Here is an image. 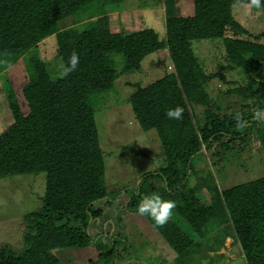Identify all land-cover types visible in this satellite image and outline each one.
<instances>
[{"label":"trees","instance_id":"obj_1","mask_svg":"<svg viewBox=\"0 0 264 264\" xmlns=\"http://www.w3.org/2000/svg\"><path fill=\"white\" fill-rule=\"evenodd\" d=\"M123 1L0 0V81L13 114L0 133V177L45 172L47 181L41 209L25 216L22 247L1 244L0 264H58L57 249L89 246L100 252L98 264H115L122 239L108 244L106 234L94 236L90 229L102 213L95 203L111 198L89 97L112 88L121 74L141 69L143 59L161 49L168 50L174 71L147 86L137 84L129 101L141 129H156L165 165L142 176L125 207L137 211L149 194L175 202L162 226L145 215L176 251V264H214L212 252L223 254L229 238L247 264H264V175L220 190L211 174L195 168L198 155L214 142L222 137L225 142L247 140L264 121L219 116L210 109L203 121L194 111V104L210 105L205 84L210 75L194 50L196 39L223 38L227 58L247 73V83L237 91L264 101V31L251 37L232 11L234 3L252 5L251 0H193L189 16L177 15L168 0L164 38L149 27L113 31L109 13ZM51 35L57 40L58 72L39 48ZM73 51L79 54L78 67L62 74ZM117 55L122 56L121 68L116 67ZM20 59L28 76L23 89L27 113L6 73ZM177 105L184 109L182 118L168 119L166 110ZM257 133L264 144V128ZM192 175L198 182L186 192ZM201 187L211 194L209 204L196 193Z\"/></svg>","mask_w":264,"mask_h":264},{"label":"rangeland","instance_id":"obj_2","mask_svg":"<svg viewBox=\"0 0 264 264\" xmlns=\"http://www.w3.org/2000/svg\"><path fill=\"white\" fill-rule=\"evenodd\" d=\"M172 1L177 15L189 16L194 13L193 0ZM167 6L168 0H124L112 11L109 19L113 29L124 28L128 13L133 10L134 15H141L143 28H152L164 38ZM232 11L236 19L249 30L251 37L264 31V7L257 9L250 4L234 3ZM261 39L264 41V38ZM193 47L206 74L210 75L205 81L210 93V105L194 104L195 113L203 121L206 109L219 116L236 114L257 119L264 117V101L245 97L237 91L247 83V73L227 58L223 38L196 39ZM39 48L49 67L58 72L60 64L56 58V36L51 35L41 41ZM161 52L158 58L162 60L153 59L156 53L147 55L142 61L141 69L121 74L112 88L92 93L89 97L105 158V186L111 198V201L103 199L95 203L94 208L100 209L102 213L91 223L90 229L94 236L106 234L108 244L113 239H122L118 244L115 264H176V251L146 215L125 207L132 189L137 187L142 176L165 165L156 129H141L129 101L137 84L147 86L161 78L167 69L174 71L168 50ZM115 62L116 67L121 68L122 56L117 55ZM6 73L21 110L27 113L29 106L23 89L28 76L23 60L10 66ZM12 121L13 114L0 81V133ZM260 127L264 128V121L255 125L247 140L225 142L227 139L222 137L214 142L198 155L195 168L200 169L204 176L211 174L220 190L263 176L264 144L257 133ZM196 182L198 177L192 175L187 182L186 192ZM46 184L45 172L0 177V245L8 243L16 249L22 247V243L18 242L22 240L25 216L41 209ZM196 193L206 204L211 202V194L205 187H201ZM240 252L238 244L229 238L226 246L220 250L223 254L212 252V261L214 264H247ZM99 253L95 246L60 248L55 251L60 259L58 264H98V261H102ZM218 254L220 259L216 256ZM203 262L208 263L209 259L205 258Z\"/></svg>","mask_w":264,"mask_h":264},{"label":"clouds","instance_id":"obj_3","mask_svg":"<svg viewBox=\"0 0 264 264\" xmlns=\"http://www.w3.org/2000/svg\"><path fill=\"white\" fill-rule=\"evenodd\" d=\"M251 4L257 9H260L264 0H251ZM79 64V54L73 51L71 56L68 58L67 66L63 67V73L67 74L75 71ZM184 112L183 107L177 105L176 107L168 108L166 110V116L168 119L179 120L182 118ZM175 207V202L172 200H165L159 194L146 195L137 206L139 214H147L150 216L157 225H164L170 216L172 215V209Z\"/></svg>","mask_w":264,"mask_h":264},{"label":"crops","instance_id":"obj_4","mask_svg":"<svg viewBox=\"0 0 264 264\" xmlns=\"http://www.w3.org/2000/svg\"><path fill=\"white\" fill-rule=\"evenodd\" d=\"M180 6H181V4H180ZM176 7V6H175ZM133 10H131L129 13H128V15H127V21H126V27H120L119 29L118 28H115V29H113V24H112V22H111V19H109V21H110V26H111V29L113 30V31H126V32H128V31H133V30H139V29H143V21H141L142 19H141V15H139V17H138V15H134L133 14V12H132ZM113 12H110L109 13V15L111 16V14H112ZM117 13V12H116ZM118 14V13H117ZM194 14V13H193ZM193 14H191V15H193ZM109 16V17H110ZM183 16V15H182ZM123 28V29H122ZM161 50H166V49H161ZM161 50H158V51H156V52H153V53H156V55L154 56V58L153 59H158V61L159 60H162V59H160V58H158V56H161V54H162V52H161ZM161 52V53H160ZM147 57V56H146ZM166 73L167 72H170V71H168V69L165 71ZM165 73V74H166ZM164 74V75H165ZM19 244H21V241H19L18 242ZM227 243V242H226Z\"/></svg>","mask_w":264,"mask_h":264}]
</instances>
